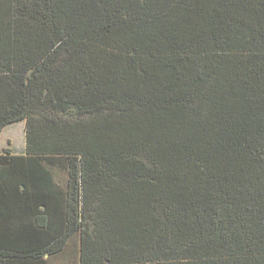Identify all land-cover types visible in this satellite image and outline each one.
<instances>
[{
	"label": "trees",
	"instance_id": "1",
	"mask_svg": "<svg viewBox=\"0 0 264 264\" xmlns=\"http://www.w3.org/2000/svg\"><path fill=\"white\" fill-rule=\"evenodd\" d=\"M18 122L0 264H264V0H0Z\"/></svg>",
	"mask_w": 264,
	"mask_h": 264
},
{
	"label": "crops",
	"instance_id": "2",
	"mask_svg": "<svg viewBox=\"0 0 264 264\" xmlns=\"http://www.w3.org/2000/svg\"><path fill=\"white\" fill-rule=\"evenodd\" d=\"M18 123H22V122H18ZM8 126H6L0 132V135L1 133H3V131ZM24 127H25V124H24ZM24 136H25V133H24ZM6 149L10 150V154L15 155V156L25 155V145H24V149L21 150L22 151L21 153H15L14 151L15 149L9 139L7 140V144H5L4 147H1L0 155H3ZM25 213H26L25 209L20 208V207L14 206V207H8L5 209L0 207V247H3V248L7 246L20 247L24 245V242H23L25 241L24 233L27 227V219L25 217Z\"/></svg>",
	"mask_w": 264,
	"mask_h": 264
},
{
	"label": "rangeland",
	"instance_id": "3",
	"mask_svg": "<svg viewBox=\"0 0 264 264\" xmlns=\"http://www.w3.org/2000/svg\"><path fill=\"white\" fill-rule=\"evenodd\" d=\"M24 122L15 123L8 126L3 133L0 135V150L1 147H4L7 144V140L9 139L14 147L15 153H21L22 149H24Z\"/></svg>",
	"mask_w": 264,
	"mask_h": 264
}]
</instances>
